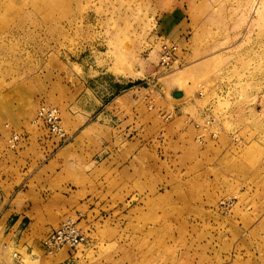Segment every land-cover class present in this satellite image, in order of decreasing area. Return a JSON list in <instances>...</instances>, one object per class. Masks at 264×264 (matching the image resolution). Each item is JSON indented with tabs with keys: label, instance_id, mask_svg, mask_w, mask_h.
I'll return each instance as SVG.
<instances>
[{
	"label": "rangeland",
	"instance_id": "rangeland-1",
	"mask_svg": "<svg viewBox=\"0 0 264 264\" xmlns=\"http://www.w3.org/2000/svg\"><path fill=\"white\" fill-rule=\"evenodd\" d=\"M164 42L177 46L176 61L167 69L158 65ZM113 78L135 92L156 90L172 102L194 106L178 126L191 136L172 147L165 132L174 131V114L163 115L160 126L149 122L148 166L153 167L147 205L137 204L133 194L97 206L90 264H214L213 250L234 239L236 218L264 216V0H0L3 171L7 164H20L21 150L41 164L65 145L66 102L75 103L82 84L91 90ZM19 82L13 98L12 86ZM29 87L42 88L44 95L34 98ZM150 92L148 99L137 92L134 99L153 109ZM176 93L181 96L173 97ZM42 103L57 108L66 143L32 123ZM208 115L216 137L206 134L199 142L195 125ZM5 125L21 136L14 151L7 147ZM205 144L230 147L223 166L214 159L204 164L201 155L189 157L192 147ZM247 147L250 174L240 179L241 171L229 168ZM80 215L69 218L86 217ZM258 244L256 239L252 259L254 253L256 260L262 256ZM9 256L20 259L17 251L9 250ZM248 261L237 256L233 264Z\"/></svg>",
	"mask_w": 264,
	"mask_h": 264
},
{
	"label": "crops",
	"instance_id": "crops-1",
	"mask_svg": "<svg viewBox=\"0 0 264 264\" xmlns=\"http://www.w3.org/2000/svg\"><path fill=\"white\" fill-rule=\"evenodd\" d=\"M12 87L14 98L21 90L20 82ZM135 90H140L136 92L144 100L149 98L151 91L154 108L149 109L144 101L143 105L134 99L136 92L125 88L124 82H117L115 78L100 82L91 90L82 84L75 103L68 105L66 102L68 116L64 121L69 141L65 145L49 154L41 164L26 159L27 151L21 150L16 156L20 164H7L3 171L5 160L0 158V264H90V256L95 252V241L91 239L95 230L91 227L93 216L99 215L97 206L114 205L133 194L139 198L137 204L147 205L149 171L153 167L152 164L148 166L149 122L160 126L162 116L173 113L174 128L171 129L174 131L165 132L168 135L165 138L171 140L172 147L184 145L191 135L185 133L186 130H178V126L181 127L184 115L194 106L172 102L156 90ZM28 94L34 98L44 95L42 88L31 90L30 87ZM0 109H3V100H0ZM192 148L189 157L201 155L205 157L204 164L214 159L222 165L225 157L231 154L230 147L225 146L210 149L205 144ZM242 152V158L234 160L237 167L230 166L229 171L240 170V179H247L250 169L245 162L251 155L248 147ZM41 155V152L35 154L36 158ZM157 171L152 173L158 176ZM217 172L223 177L224 169ZM207 173L209 171L205 170V177ZM78 213L86 216L78 218V225L86 236L84 248L76 251L64 248L53 256L47 255L42 239L69 216H81ZM234 222V239L223 242L220 251L213 250L214 264H219L217 261L233 264L237 256L249 257L250 264H264V216L259 219L246 217L243 222L236 218ZM256 239L262 255L257 260L256 253L252 259L251 250ZM9 250L17 251L20 259L13 261ZM194 261L187 264H194Z\"/></svg>",
	"mask_w": 264,
	"mask_h": 264
},
{
	"label": "built area",
	"instance_id": "built-area-1",
	"mask_svg": "<svg viewBox=\"0 0 264 264\" xmlns=\"http://www.w3.org/2000/svg\"><path fill=\"white\" fill-rule=\"evenodd\" d=\"M176 58L177 46L172 43H162L159 50L158 61L160 68H170L176 61ZM208 117L209 118L205 120L201 126L195 125V128L200 130V134L197 138L199 142L203 140L206 134H208L210 138L216 137V133L213 132L211 128L213 118L211 115H208ZM32 123L35 125L39 123L43 124L48 131L59 140L60 144L66 143L67 134L63 129L60 114L56 107L44 103L40 104ZM5 128L8 130L7 147L9 150L14 151L22 142L21 136L8 125H5ZM85 239V235L78 226V218H68L64 220L58 228L47 234L41 244L45 253L50 256L56 254L63 248L76 250L85 242ZM13 257H16V254L13 255Z\"/></svg>",
	"mask_w": 264,
	"mask_h": 264
},
{
	"label": "water",
	"instance_id": "water-1",
	"mask_svg": "<svg viewBox=\"0 0 264 264\" xmlns=\"http://www.w3.org/2000/svg\"><path fill=\"white\" fill-rule=\"evenodd\" d=\"M180 96H181L180 93H176V94L173 95V97H175V98H179Z\"/></svg>",
	"mask_w": 264,
	"mask_h": 264
},
{
	"label": "bare ground",
	"instance_id": "bare-ground-1",
	"mask_svg": "<svg viewBox=\"0 0 264 264\" xmlns=\"http://www.w3.org/2000/svg\"><path fill=\"white\" fill-rule=\"evenodd\" d=\"M257 6V5H256ZM257 8V7H256Z\"/></svg>",
	"mask_w": 264,
	"mask_h": 264
}]
</instances>
